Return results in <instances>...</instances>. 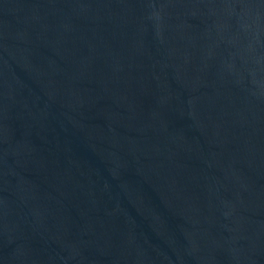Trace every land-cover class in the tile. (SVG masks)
Masks as SVG:
<instances>
[{"label":"water","instance_id":"95a60500","mask_svg":"<svg viewBox=\"0 0 264 264\" xmlns=\"http://www.w3.org/2000/svg\"><path fill=\"white\" fill-rule=\"evenodd\" d=\"M0 264H264V0H0Z\"/></svg>","mask_w":264,"mask_h":264}]
</instances>
